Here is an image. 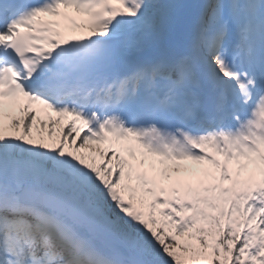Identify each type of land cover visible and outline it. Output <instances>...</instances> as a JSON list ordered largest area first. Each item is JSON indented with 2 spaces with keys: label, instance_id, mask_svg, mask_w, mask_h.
<instances>
[{
  "label": "snow or ice",
  "instance_id": "obj_1",
  "mask_svg": "<svg viewBox=\"0 0 264 264\" xmlns=\"http://www.w3.org/2000/svg\"><path fill=\"white\" fill-rule=\"evenodd\" d=\"M0 264H264V0H0Z\"/></svg>",
  "mask_w": 264,
  "mask_h": 264
},
{
  "label": "rangeland",
  "instance_id": "obj_2",
  "mask_svg": "<svg viewBox=\"0 0 264 264\" xmlns=\"http://www.w3.org/2000/svg\"><path fill=\"white\" fill-rule=\"evenodd\" d=\"M183 163H187L189 166H192V163L191 162H183ZM201 167H204V166H201ZM250 172V171H249ZM249 172H247V175H246V177L245 178H247V176L249 175ZM244 178V179H245ZM257 179H258V177H257Z\"/></svg>",
  "mask_w": 264,
  "mask_h": 264
}]
</instances>
